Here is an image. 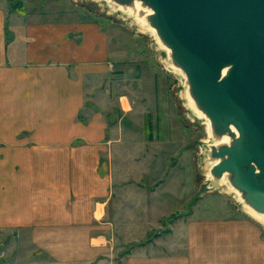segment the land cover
Listing matches in <instances>:
<instances>
[{
	"label": "rangeland",
	"instance_id": "rangeland-1",
	"mask_svg": "<svg viewBox=\"0 0 264 264\" xmlns=\"http://www.w3.org/2000/svg\"><path fill=\"white\" fill-rule=\"evenodd\" d=\"M8 4L11 10L28 9L41 19L77 27L73 40L84 42L90 29L97 35L103 52L98 65L107 69L95 72L93 66L83 75L85 104L78 119L87 122L92 112L104 113L109 125L100 171L112 179L114 191L107 215L103 205L98 218L96 209L91 215L112 227L109 238L115 240L106 252L114 264H125L136 247L170 239L172 227H204L195 228L194 234L210 254L205 264H264V223L247 213L238 193L225 182L208 180V125L190 108L186 80L180 71L184 82L172 71L168 52L155 34L137 30L95 0ZM105 6L111 10L107 2ZM114 227L156 228L139 243L124 244ZM37 239L26 228L0 230V264H62L55 255L68 248L46 249ZM104 243L94 240V245Z\"/></svg>",
	"mask_w": 264,
	"mask_h": 264
},
{
	"label": "crops",
	"instance_id": "crops-1",
	"mask_svg": "<svg viewBox=\"0 0 264 264\" xmlns=\"http://www.w3.org/2000/svg\"><path fill=\"white\" fill-rule=\"evenodd\" d=\"M8 5L0 0V230L26 228L43 248H68L55 255L62 264H114L106 252L112 227L91 215L100 205L107 215L114 191L100 171L109 125L104 113L78 119L83 75L107 69L98 65L97 35L90 29L84 42L73 40L77 27ZM114 228L135 244L156 227ZM195 228L204 227H172L170 239L132 249L125 264L209 262Z\"/></svg>",
	"mask_w": 264,
	"mask_h": 264
},
{
	"label": "water",
	"instance_id": "water-1",
	"mask_svg": "<svg viewBox=\"0 0 264 264\" xmlns=\"http://www.w3.org/2000/svg\"><path fill=\"white\" fill-rule=\"evenodd\" d=\"M137 1L152 12L132 16L169 50L193 112L214 142L230 139L209 147L213 183L264 215V0H106L126 14Z\"/></svg>",
	"mask_w": 264,
	"mask_h": 264
},
{
	"label": "bare ground",
	"instance_id": "bare-ground-1",
	"mask_svg": "<svg viewBox=\"0 0 264 264\" xmlns=\"http://www.w3.org/2000/svg\"><path fill=\"white\" fill-rule=\"evenodd\" d=\"M80 1V0H79ZM95 1H98L99 2V4L102 6V8L104 9V10H106V11H108L109 12V14H111V15H116V16H118V17H120L122 20H124V21H126L128 24H130L132 27H136V29L137 30H141V31H149L150 32V34L151 35H156V32H155V30L152 28V27H149V28H145V27H143L142 25H138L137 23H134L133 21H132V14H134V12H133V10H136V11H141V10H144V9H146L147 10V12H148V15L152 12L150 9H148V8H145V7H143L142 6V4L140 3V2H136L135 3V6H133V7H130V14H125L124 12H122V11H120V10H114V9H111V10H109V9H107L106 8V6H105V4H106V0H95ZM90 2V1H89ZM122 9V8H121ZM149 29V30H148ZM167 51H169L168 49H167ZM166 51V52H167ZM168 54V53H167ZM171 68H172V71H174V73H177L180 77H181V79H182V82H184V78L181 76V74H180V72H179V70H177V69H175V68H173L172 66H171ZM190 100H192V99H190ZM191 102H193V101H191ZM191 105H192V103H191ZM190 108H191V106H190ZM192 116V115H191ZM198 118H201V119H205V121H206V123H207V125H208V132H209V139H208V141H207V144H208V146L210 147V145H219V144H222V143H228L229 142V137L228 136H224V137H222V138H216V140H215V142L214 141H212L211 139H212V130H211V126H210V122H209V120L202 114V113H200V115L198 116V115H196ZM191 119L192 120H194V117H191ZM195 121V120H194ZM214 138V137H213ZM203 159V158H202ZM210 169H211V166L209 167V169H208V171H207V176H208V180L209 181H211L212 180V176H211V174H210ZM224 183V182H223ZM220 187H222V186H220ZM225 194V193H224ZM235 196V195H234ZM236 197V196H235ZM246 211H247V213L248 214H250L254 219H256L257 221H259V222H261V223H264V215H260V214H257V213H255L252 209H250L249 207H246ZM242 212V211H241Z\"/></svg>",
	"mask_w": 264,
	"mask_h": 264
},
{
	"label": "built area",
	"instance_id": "built-area-1",
	"mask_svg": "<svg viewBox=\"0 0 264 264\" xmlns=\"http://www.w3.org/2000/svg\"><path fill=\"white\" fill-rule=\"evenodd\" d=\"M95 211H96L95 217L98 218V215H99V208H97ZM99 217H100V216H99Z\"/></svg>",
	"mask_w": 264,
	"mask_h": 264
}]
</instances>
